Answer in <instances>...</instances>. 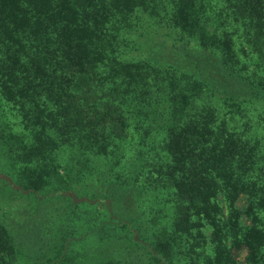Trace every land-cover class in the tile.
Wrapping results in <instances>:
<instances>
[{
	"label": "trees",
	"instance_id": "16d2710c",
	"mask_svg": "<svg viewBox=\"0 0 264 264\" xmlns=\"http://www.w3.org/2000/svg\"><path fill=\"white\" fill-rule=\"evenodd\" d=\"M253 104L264 114V0H0V187L62 202L33 264H264ZM81 204L124 242L75 249L86 234L53 224ZM204 227L200 259L183 247ZM15 250L0 220V264Z\"/></svg>",
	"mask_w": 264,
	"mask_h": 264
},
{
	"label": "rangeland",
	"instance_id": "374dc122",
	"mask_svg": "<svg viewBox=\"0 0 264 264\" xmlns=\"http://www.w3.org/2000/svg\"><path fill=\"white\" fill-rule=\"evenodd\" d=\"M255 104L250 106L248 115L251 118L260 117L264 114H261V107H254ZM9 118L13 119L11 115H8ZM137 139L135 134H130L127 138V141L124 144V151L126 148L129 149L128 157L132 150L136 148ZM125 166V165H124ZM120 172L124 171V167L119 168ZM95 178V177H94ZM88 181H91V177L88 178ZM93 180V179H92ZM97 180V177L95 178ZM97 182V181H94ZM98 184L102 185V182ZM103 189V188H102ZM99 189V190H102ZM149 196H145L141 201L139 200L140 209L143 211H148L150 207L157 201L154 192H148ZM38 200L30 194H21L13 192L10 188L0 187V220L8 227L10 234L15 241V251L12 258L8 260V264H33L34 258L36 257V251L44 247L45 243L43 241L44 235L47 231V226L50 224V219L55 215H58V209L62 205L60 199L54 200V202L45 203V209L38 204ZM246 204V196L240 195L236 201V206L240 209L244 208ZM66 211V216L63 217L59 214L56 223L53 226L63 228L64 225H71L74 227V234L78 235L81 233L86 234V238L82 242H77L72 244V246L79 250H87L88 253H92L96 248H103L106 244H117L122 239L121 236L124 234L120 232H115V226L112 224L107 225L106 229H103L105 233H92L90 227L99 223L100 219H106V213L103 210L101 205H95V207L78 205V206H62ZM46 210V214L44 213ZM57 217V216H56ZM63 217V218H62ZM244 222H247L246 217L244 216ZM46 219V220H45ZM89 231V232H88ZM201 232L197 233L195 240L190 239L187 244L183 247V251H191V255L194 252L197 253V256L200 259H203L207 256L211 257L214 253L215 242L212 241L210 236L209 227H204L199 229ZM120 236V238H119ZM124 242V239L122 240ZM193 243L192 246H189ZM46 244V243H45ZM46 248V246H45ZM206 255V256H205ZM184 255L178 262V264H189ZM264 263V260H263Z\"/></svg>",
	"mask_w": 264,
	"mask_h": 264
}]
</instances>
